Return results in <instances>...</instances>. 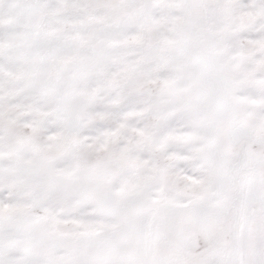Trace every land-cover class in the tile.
<instances>
[{
	"label": "snow or ice",
	"instance_id": "1",
	"mask_svg": "<svg viewBox=\"0 0 264 264\" xmlns=\"http://www.w3.org/2000/svg\"><path fill=\"white\" fill-rule=\"evenodd\" d=\"M0 264H264V0H0Z\"/></svg>",
	"mask_w": 264,
	"mask_h": 264
}]
</instances>
